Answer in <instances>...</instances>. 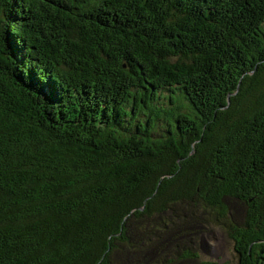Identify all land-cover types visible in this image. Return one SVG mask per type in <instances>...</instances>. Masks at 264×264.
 Segmentation results:
<instances>
[{
  "label": "trees",
  "instance_id": "1",
  "mask_svg": "<svg viewBox=\"0 0 264 264\" xmlns=\"http://www.w3.org/2000/svg\"><path fill=\"white\" fill-rule=\"evenodd\" d=\"M209 215L264 264V0H0V264H218Z\"/></svg>",
  "mask_w": 264,
  "mask_h": 264
},
{
  "label": "rangeland",
  "instance_id": "2",
  "mask_svg": "<svg viewBox=\"0 0 264 264\" xmlns=\"http://www.w3.org/2000/svg\"><path fill=\"white\" fill-rule=\"evenodd\" d=\"M208 218L211 220L203 228L201 239L194 237V242L188 245L189 250H185L192 253L193 257L198 255L199 260L215 261L218 264H239L235 242L226 226L218 224L213 215H209ZM186 264H196V262L192 260Z\"/></svg>",
  "mask_w": 264,
  "mask_h": 264
}]
</instances>
